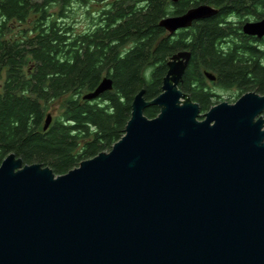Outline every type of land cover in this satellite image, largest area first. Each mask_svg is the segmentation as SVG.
I'll list each match as a JSON object with an SVG mask.
<instances>
[{"label":"water","instance_id":"95a60500","mask_svg":"<svg viewBox=\"0 0 264 264\" xmlns=\"http://www.w3.org/2000/svg\"><path fill=\"white\" fill-rule=\"evenodd\" d=\"M217 13L203 4L160 26L172 36ZM242 32L261 40L264 19ZM190 57L169 61L160 96L136 95L110 152L64 175L4 159L0 264H264V96L246 93L202 115L178 88ZM112 88L104 78L84 100ZM152 105L156 118L144 115Z\"/></svg>","mask_w":264,"mask_h":264},{"label":"trees","instance_id":"16d2710c","mask_svg":"<svg viewBox=\"0 0 264 264\" xmlns=\"http://www.w3.org/2000/svg\"><path fill=\"white\" fill-rule=\"evenodd\" d=\"M104 6L87 13L91 27L78 32L72 7ZM218 13L170 36L160 26L199 5ZM0 0V166L9 155L64 175L110 152L124 135L141 90L150 102L173 56L189 52L178 88L207 112L222 100L213 87L264 96V43L242 32L264 19V0ZM104 78L113 88L84 100ZM160 108L144 115L156 118ZM48 115L52 123L43 128ZM264 118V114H263ZM203 119V116L201 117Z\"/></svg>","mask_w":264,"mask_h":264},{"label":"rangeland","instance_id":"374dc122","mask_svg":"<svg viewBox=\"0 0 264 264\" xmlns=\"http://www.w3.org/2000/svg\"><path fill=\"white\" fill-rule=\"evenodd\" d=\"M104 5L101 3H89L88 7L86 8V6H74L72 7V17L73 19L70 21H72V23L74 24L76 30L78 32H83V31H87L89 30V28L92 26L91 25V19L89 16H87V13H95L98 12L99 9H101ZM209 84V88L212 89L213 84L208 82ZM219 92L221 93V99H216L218 100V103H222V102H229L231 104L237 102V100H234L237 92L236 90H229V91H225L223 92L222 90H219ZM215 104V105H217ZM205 112H201L202 115H204Z\"/></svg>","mask_w":264,"mask_h":264},{"label":"flooded vegetation","instance_id":"af4514ba","mask_svg":"<svg viewBox=\"0 0 264 264\" xmlns=\"http://www.w3.org/2000/svg\"><path fill=\"white\" fill-rule=\"evenodd\" d=\"M178 3H179V2H178ZM178 3H175L174 6H177ZM248 21L258 22V21H260V20H248ZM254 38H256V37H254ZM257 40H258L260 43H261V42L264 43V38H262L261 40L257 38ZM214 82H215V81H214ZM212 88H213V92H212V94H214V95H216V96H218V97L221 98V93L219 92V90H221V89H220V88H215V87H212Z\"/></svg>","mask_w":264,"mask_h":264}]
</instances>
